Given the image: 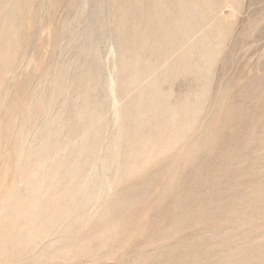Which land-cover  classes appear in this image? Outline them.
<instances>
[{
  "label": "rangeland",
  "instance_id": "374dc122",
  "mask_svg": "<svg viewBox=\"0 0 264 264\" xmlns=\"http://www.w3.org/2000/svg\"><path fill=\"white\" fill-rule=\"evenodd\" d=\"M177 1L0 0V264H264V0Z\"/></svg>",
  "mask_w": 264,
  "mask_h": 264
},
{
  "label": "bare ground",
  "instance_id": "6f19581e",
  "mask_svg": "<svg viewBox=\"0 0 264 264\" xmlns=\"http://www.w3.org/2000/svg\"><path fill=\"white\" fill-rule=\"evenodd\" d=\"M177 2H179V3H181V4H187V2L185 1V0H179V1H177ZM178 8V7H177ZM170 46V45H169Z\"/></svg>",
  "mask_w": 264,
  "mask_h": 264
}]
</instances>
